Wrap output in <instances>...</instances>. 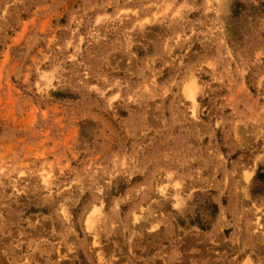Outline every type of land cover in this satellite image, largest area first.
<instances>
[{
    "label": "rangeland",
    "instance_id": "374dc122",
    "mask_svg": "<svg viewBox=\"0 0 264 264\" xmlns=\"http://www.w3.org/2000/svg\"><path fill=\"white\" fill-rule=\"evenodd\" d=\"M0 264H264V0H0Z\"/></svg>",
    "mask_w": 264,
    "mask_h": 264
}]
</instances>
